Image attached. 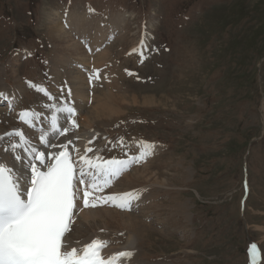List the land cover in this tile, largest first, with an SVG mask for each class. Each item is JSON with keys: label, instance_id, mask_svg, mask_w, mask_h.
Here are the masks:
<instances>
[{"label": "rangeland", "instance_id": "374dc122", "mask_svg": "<svg viewBox=\"0 0 264 264\" xmlns=\"http://www.w3.org/2000/svg\"><path fill=\"white\" fill-rule=\"evenodd\" d=\"M46 12L62 24L87 12L106 24L114 19L122 27L126 22L125 30L102 44L111 46L108 73H117V89L97 67L94 49L84 46L93 54L87 80L114 94L165 96L172 103H115L123 115L107 127L115 148L107 152L121 158L136 143L160 146L150 166L160 179L171 181L157 194L145 221V259L153 264H249L255 243L264 264V234L257 229L264 225V0H0V88L20 87L24 96L15 105L3 99L0 136L23 126L12 110L34 111L44 97L48 104V98L71 101L74 114L65 111L61 123L69 134L80 129L70 78L61 79L53 70V63L61 68L58 58L64 53L50 40ZM135 49L144 52L143 60L132 53ZM65 55L73 62L71 53ZM93 71L98 78H92ZM81 133L103 135L96 128ZM105 148L100 144L90 153Z\"/></svg>", "mask_w": 264, "mask_h": 264}, {"label": "bare ground", "instance_id": "6f19581e", "mask_svg": "<svg viewBox=\"0 0 264 264\" xmlns=\"http://www.w3.org/2000/svg\"><path fill=\"white\" fill-rule=\"evenodd\" d=\"M55 14H57V12H55ZM43 15L44 20L51 24V31L49 35V37H51L50 40L53 41L57 52L64 53L62 58H58L61 68H58L57 65L53 63V70L55 73L60 74L59 77L61 79L62 77H65V75L70 78L72 83L70 86L72 91L70 92H72V98L77 100L76 107L78 108L77 113L80 129L74 128L73 134H69L70 130L68 129L64 135H61L64 137L62 140L58 134V131L67 129V125L61 123V121L66 109L71 106L72 102L64 101V99H59L57 101L60 102H55L53 99L48 98L49 104L47 100V103L45 104L46 101H44V97L43 100L41 99L44 103H37L39 107L33 109L34 111L25 109L21 110L19 107L18 110H12L17 111V115L19 116H21L22 113H18L23 111L34 112L37 114L35 119L31 121V126L24 124L21 119H15L18 120V122L23 123V126L17 124L13 130L15 128H19L17 130L23 131L25 136L30 140L32 146H34L38 151L45 152V158H48L49 153L59 152L62 149L60 147L53 148L50 145H45V143H43L40 139L41 134H45L49 142L55 143L56 145L67 144L66 142L71 140L72 143L68 146V150L75 156V158L78 155L75 152V149H79V155H83L82 152L85 153V149L92 148L94 150V148L99 147L100 144L104 145L106 148L101 149L98 153L96 151L89 153L87 156L96 154L95 156H100L103 158V160H111L113 158H117L119 160H130L134 157L138 158L141 152L145 151V148L143 147L145 144L138 145L136 143L134 145L133 152L130 153L127 158L126 156L121 158L112 154V150L107 152V149L113 146L107 127H109L110 124L123 115V112L115 108V103L119 106L134 104L147 107L155 105L171 107L172 103L167 100L165 96H160L157 98L156 95L149 96L137 92L133 95L112 93V88L117 89L116 80L119 78L115 71L108 73L109 68L113 63H108V61H110V54H108L109 49L107 50V48L111 46H102V44L108 43L109 39L113 38L115 34L117 35L119 33L118 30L121 28L125 30L124 27L126 22L122 27L116 25L115 23L118 24V21L114 19V21L111 20L112 22L106 24L104 19H102V21L98 17H94L95 20H92L90 18V13L87 12L81 13V15H76L75 13L73 14V18L71 16L62 24L59 22L60 20L57 21L53 19V15L50 13L46 12ZM57 17L59 18L58 14ZM143 45L144 44H141L142 47ZM84 46L92 47L94 49L93 54L97 57V67L103 74H105V78L109 87L111 88H108V91L99 89V87L103 86L104 84L96 82L93 83L92 81L87 80V73L85 71L88 69V67H90V62L92 60L90 54L92 53L89 54L88 50H85ZM100 48L101 50H99ZM136 50L137 49L133 50L132 53H136ZM141 51L142 50L135 54L139 58H141ZM146 51L147 50L145 49V52ZM68 53H71L70 57L73 59V62H69L68 56L65 55ZM123 78H125V76ZM58 83L63 89L62 85H64V82L62 84H60L61 82ZM67 88L70 90L68 86ZM39 94L42 95L43 93ZM0 95V99H6L9 105L20 104L24 97L20 87H17L16 89L13 88V90L0 88ZM140 96L142 97V101H140ZM91 100H93L92 106L89 104ZM53 116L56 117V132H53L51 128ZM94 128L103 134L102 137H88L81 133L82 130L87 132V130ZM1 130L2 128L0 127V131ZM9 132L10 131L0 136V138H2L0 139V161L6 163L9 167H12L14 171L18 172V174L20 172L27 173L28 169L26 166L30 159L27 153L24 152L23 149H17V152L21 155V160L17 161L15 160L16 153L5 151V149L9 147L10 143L18 142V138H10L7 135ZM112 149H115L114 146ZM147 151L148 155L145 157V159L132 163L134 166H132L131 170L129 165V167L123 171L117 180H114L111 186L107 187L106 193L101 195L102 198L96 195L95 199L97 198L100 203L101 200L104 201L102 205L78 212L77 219L72 227V231L66 238L69 248L76 247L79 249L91 242L93 239L99 238L108 241V246L102 251V255L105 258H109L114 254H118L123 251H131L133 252L131 259H122L120 264H153L148 262L144 257V247L146 245L143 246L141 244L142 230L149 228L145 221L147 222V219L151 218L150 210L157 200V194L162 190L166 191L170 187L171 181L160 179L158 177L159 172L157 173L152 171L153 165L152 167L150 166V162L155 158V154L162 151L161 147L155 145L153 148L147 149ZM78 187L81 189L79 192V196H81L82 189H85L87 185H78ZM124 193H133L139 195V199H134L131 201L130 210L118 207V201L114 203L111 201L105 202L104 200V198L110 195L119 196ZM137 206L139 211L134 208ZM155 206H157V204ZM257 229L262 231L264 234V225H259Z\"/></svg>", "mask_w": 264, "mask_h": 264}, {"label": "snow or ice", "instance_id": "6c2138e0", "mask_svg": "<svg viewBox=\"0 0 264 264\" xmlns=\"http://www.w3.org/2000/svg\"><path fill=\"white\" fill-rule=\"evenodd\" d=\"M140 56L143 60L142 51ZM98 76L97 72L92 78ZM38 90L47 95L45 89ZM66 111L74 114L70 107ZM36 115L25 111L21 120L31 126ZM51 128L53 132L57 131L55 116ZM66 131L60 130L58 134L64 135ZM7 135L18 138V142L10 143L5 151L16 153L15 160L19 161L21 155L17 149H23L30 159L26 166L28 172L19 174L0 161V264H120L122 259L130 260L133 256L131 251L105 258L102 251L108 246L107 240L93 239L78 249L69 248L65 237L72 231L76 220L74 209L81 191L78 185H87L83 190V207H95V203L89 204V189L95 192L111 186L130 164L145 159L147 149L154 146L143 145L145 151L130 160H103L100 156L89 158L87 153L92 152V148L85 149V155H79V149H75L78 155L74 159L68 150L71 140L67 144L56 145L41 134L40 139L45 145L62 149L49 153L46 163L45 152L32 146L23 131L16 130ZM36 161H39V166ZM134 199H139V195L124 193L104 198L105 202L118 201V207L129 210ZM249 255L250 264H260V250L255 243L251 244Z\"/></svg>", "mask_w": 264, "mask_h": 264}]
</instances>
